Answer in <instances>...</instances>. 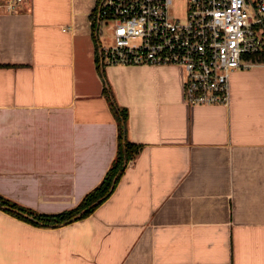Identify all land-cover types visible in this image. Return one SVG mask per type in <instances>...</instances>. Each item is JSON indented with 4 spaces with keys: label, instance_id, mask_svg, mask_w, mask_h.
<instances>
[{
    "label": "crops",
    "instance_id": "obj_1",
    "mask_svg": "<svg viewBox=\"0 0 264 264\" xmlns=\"http://www.w3.org/2000/svg\"><path fill=\"white\" fill-rule=\"evenodd\" d=\"M97 2L0 8V194L77 206L117 157L116 106L138 149L83 219L0 209V264H264V63L232 73L228 105H189L180 68L102 63Z\"/></svg>",
    "mask_w": 264,
    "mask_h": 264
},
{
    "label": "built area",
    "instance_id": "obj_2",
    "mask_svg": "<svg viewBox=\"0 0 264 264\" xmlns=\"http://www.w3.org/2000/svg\"><path fill=\"white\" fill-rule=\"evenodd\" d=\"M23 1L0 0V8L12 11ZM176 1L98 0L94 18L113 22L114 39L98 43L100 59L180 68L185 103L228 105L232 73L264 63V0Z\"/></svg>",
    "mask_w": 264,
    "mask_h": 264
},
{
    "label": "trees",
    "instance_id": "obj_3",
    "mask_svg": "<svg viewBox=\"0 0 264 264\" xmlns=\"http://www.w3.org/2000/svg\"><path fill=\"white\" fill-rule=\"evenodd\" d=\"M96 11L97 8L94 10V17ZM94 21L96 32L99 22L96 18H94ZM95 37L97 38L98 46V35L95 34ZM105 93L107 94L109 101H111L112 106H114L110 88L106 87ZM114 109H116L115 113L119 122V148L117 157L101 182L89 193H87L77 206L58 213H39L0 194V209H3L17 217L31 221L34 224L49 227H58L87 217L99 204L111 195L126 167L127 162L138 149L135 144H132L127 139L124 140V126L127 121V111L119 106H116ZM81 212L82 215L75 218Z\"/></svg>",
    "mask_w": 264,
    "mask_h": 264
},
{
    "label": "rangeland",
    "instance_id": "obj_4",
    "mask_svg": "<svg viewBox=\"0 0 264 264\" xmlns=\"http://www.w3.org/2000/svg\"><path fill=\"white\" fill-rule=\"evenodd\" d=\"M177 6H181V1H176ZM181 9L177 8L173 10L174 12H179ZM99 29V35H98V41L103 45H112L114 42V39L112 37V31H113V22L108 19H103L102 23L98 25L97 27Z\"/></svg>",
    "mask_w": 264,
    "mask_h": 264
},
{
    "label": "water",
    "instance_id": "obj_5",
    "mask_svg": "<svg viewBox=\"0 0 264 264\" xmlns=\"http://www.w3.org/2000/svg\"><path fill=\"white\" fill-rule=\"evenodd\" d=\"M113 185H114V183H113ZM81 215H82V212L79 213L75 218H78V217H80Z\"/></svg>",
    "mask_w": 264,
    "mask_h": 264
}]
</instances>
